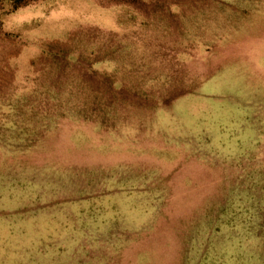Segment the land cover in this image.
<instances>
[{
	"label": "rangeland",
	"instance_id": "374dc122",
	"mask_svg": "<svg viewBox=\"0 0 264 264\" xmlns=\"http://www.w3.org/2000/svg\"><path fill=\"white\" fill-rule=\"evenodd\" d=\"M0 264H264V0H0Z\"/></svg>",
	"mask_w": 264,
	"mask_h": 264
},
{
	"label": "trees",
	"instance_id": "16d2710c",
	"mask_svg": "<svg viewBox=\"0 0 264 264\" xmlns=\"http://www.w3.org/2000/svg\"><path fill=\"white\" fill-rule=\"evenodd\" d=\"M19 7H20V5H16V6H15V8H19Z\"/></svg>",
	"mask_w": 264,
	"mask_h": 264
}]
</instances>
